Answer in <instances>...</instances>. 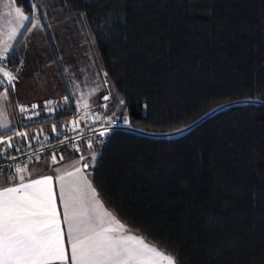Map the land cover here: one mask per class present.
<instances>
[{
    "label": "trees",
    "instance_id": "trees-1",
    "mask_svg": "<svg viewBox=\"0 0 264 264\" xmlns=\"http://www.w3.org/2000/svg\"><path fill=\"white\" fill-rule=\"evenodd\" d=\"M48 1L91 32L109 114L141 131L100 140L105 207L179 264H264V0ZM67 97L46 122L76 114Z\"/></svg>",
    "mask_w": 264,
    "mask_h": 264
},
{
    "label": "snow or ice",
    "instance_id": "snow-or-ice-1",
    "mask_svg": "<svg viewBox=\"0 0 264 264\" xmlns=\"http://www.w3.org/2000/svg\"><path fill=\"white\" fill-rule=\"evenodd\" d=\"M36 7L32 5L33 9ZM14 11L19 20L31 23L32 17L25 15L19 7ZM20 27L31 31L40 25L37 21L30 28L24 24ZM9 39L15 40V35L9 36ZM12 50V44H7L0 50V65H3L0 66V76L3 77L0 85L7 83L15 91L18 75L7 67ZM7 95L8 88L5 87L0 98H7ZM103 99L108 100L109 96H104ZM64 100L67 102L68 97H64ZM52 103L46 101L45 106L49 112L55 111L50 107ZM120 103L125 102L121 100ZM37 107L35 104L31 105L32 110ZM84 107L87 109V101L84 102ZM29 111L27 107L20 106L21 113ZM32 115L38 113L33 112ZM32 115L27 119H31ZM90 118L95 122L98 117ZM123 119L125 123L128 122L127 117ZM105 120L109 127L101 131L100 136L106 135L111 127L112 118ZM72 124V131H76L79 121H73ZM0 128L10 129V125L0 120ZM53 131H56L55 126ZM15 135L27 138L24 132H16ZM12 139V136L0 138V144L6 143L7 148H12ZM88 146L92 147L91 141H88ZM74 147L79 151L78 145ZM7 148L0 149V155H4ZM16 151L20 152L21 149L17 148ZM10 158L16 159L14 156ZM39 159L36 156V160ZM60 159L63 160V156ZM83 159L81 156L80 160ZM51 160L53 164L57 163L55 153ZM78 165L79 161L73 162L70 165L71 171L59 168L55 170L63 211L62 220L57 207V192L53 188V176H42L26 182L24 173L28 172L27 164L15 166L18 183L0 188V264H179L175 257L147 244L143 238L129 233L125 225L118 223L113 214L104 209L96 189L82 174L83 169L89 165ZM65 236L68 249L65 246Z\"/></svg>",
    "mask_w": 264,
    "mask_h": 264
},
{
    "label": "rangeland",
    "instance_id": "rangeland-1",
    "mask_svg": "<svg viewBox=\"0 0 264 264\" xmlns=\"http://www.w3.org/2000/svg\"><path fill=\"white\" fill-rule=\"evenodd\" d=\"M48 4V0H38L34 4L37 6L34 13L28 14L17 6L15 0H0V50L12 44L11 53H16L20 60L16 74L21 81V91L27 97L40 100L49 96H71L80 110L84 108L85 101L88 104L91 98L97 100L105 92H110L112 84L101 66L91 32L88 29L78 31L60 11L50 10ZM16 7L32 17L31 23L17 18ZM37 21L40 27L31 31L20 27L24 24L30 28ZM12 35H15V40L9 39ZM11 97L13 105L17 98L12 93ZM112 106L110 101L107 113L112 112ZM181 133L183 130L163 135ZM92 167L85 171L92 175Z\"/></svg>",
    "mask_w": 264,
    "mask_h": 264
},
{
    "label": "built area",
    "instance_id": "built-area-1",
    "mask_svg": "<svg viewBox=\"0 0 264 264\" xmlns=\"http://www.w3.org/2000/svg\"><path fill=\"white\" fill-rule=\"evenodd\" d=\"M3 66V65H0ZM7 67L12 70H16L17 66L13 61L9 59ZM3 77L0 76V79ZM7 87L8 91L11 92V88L5 83L4 85H0V93L3 92L4 88ZM104 96H109L108 100H104ZM12 98V97H11ZM110 92H105L99 98V102L96 107H99L96 115H92L91 113H87L86 116L83 114L80 118L75 119L73 121H79V127L76 131H72L73 124L69 126L56 128V131L49 135H43L36 137L33 140H28L23 142L20 145H15L12 148H7V151L4 155H0V171L4 172L5 177L8 182L14 183L17 179V174L15 172V166H23L28 161L33 160L36 156L50 155L53 153L56 155L60 154L65 148L76 150L74 145L79 146V151H83L85 146L88 145V141L93 142L97 138L100 140H105L107 136L116 129H125L132 131H139L137 128L131 126L128 122L120 120L119 118L109 114L106 112L107 104L111 101ZM46 101H52L53 103L50 105L51 108L55 109V111L49 112L46 108ZM64 98L59 96H54L46 99L42 104H37V108L32 110L31 105L33 103L28 102H18L17 100L13 101V112L15 119L20 127H23L27 124L31 123H40L46 120H53L56 116V112L62 109L65 104ZM36 105V104H35ZM106 105V107H104ZM20 106L27 107L30 111L21 113ZM38 113V115H32V113ZM29 115H32L31 119H27ZM95 116L98 117L95 122L92 121L90 117ZM111 117V127L110 130L104 136H100L99 133L104 131L105 128H108L109 125L106 123L105 118ZM61 141H66L65 143H61ZM29 143L31 147H29ZM21 149L20 152H17L16 149ZM6 149V148H5ZM16 157V159H11L10 157Z\"/></svg>",
    "mask_w": 264,
    "mask_h": 264
},
{
    "label": "crops",
    "instance_id": "crops-1",
    "mask_svg": "<svg viewBox=\"0 0 264 264\" xmlns=\"http://www.w3.org/2000/svg\"><path fill=\"white\" fill-rule=\"evenodd\" d=\"M19 69H20V60H19V65H18L17 69L14 71L15 74L17 73V71ZM20 82L21 81L18 78V80L15 81V91L11 90L13 96H15L17 98V100H19L20 102L32 103L30 101H33V104L37 105V104H42L46 99L51 97V96H49L47 98L45 97V99H40V100L36 99V98H30L29 96L27 97V95L21 91ZM98 100H99V98L97 100H93L91 98L88 102L87 109H85V107H84V108L79 110L76 106V108H75L76 114L73 115L71 118L64 120L62 122V124L58 127L55 125V123L50 122V121H47V122L44 121V122H40V123H31V124H27L23 127H20L18 125L16 119H15L13 107H12V102H11V94L8 91L7 98H0V114H2V115H0V120H3L4 123H8L10 125V129L0 128V138L6 139V136H12L13 139L11 140V143L13 146H15V145H20L25 141L33 140L34 138L39 137V136L52 134L53 133V126H55L56 128L69 126L73 120L80 118L85 113H91L92 115H96L98 110H99V107H96L98 104ZM16 132L26 133L27 138L16 136L15 135ZM100 142H101L100 139L97 138L96 140H94L92 142L91 148H89V146L86 145L83 151H76V150L65 148L66 150H63L60 154L56 155L57 163H55V164L52 163V160L50 157H48V155H44V154L40 157L39 160L33 159V160H30L31 162L26 163L28 166V172L24 173L26 182L31 180V179L40 178L42 176H48V175L53 176V178H54L53 179V188H54V191L57 192V207H58V210L61 212V220L63 219V211H62V206L60 204L58 186H57L56 181H55V176L57 174L55 170L59 168V169H66V170L71 171L72 169H71L70 165L76 161H79L78 166H82L83 164H88L89 167L94 166L96 163V160L98 158V155L100 153V149H101ZM5 148H7L6 143L0 144V149H5ZM93 154H95V160L94 161H93ZM44 156H46V157H44ZM61 156H63V160L60 159ZM81 156L84 157L83 160H80ZM88 168H86V169H88ZM86 169H83L82 174L86 177V179L89 181L91 186L94 188L93 183H92V175L90 173L86 172L85 171ZM16 183H18V180L14 183L8 182L6 177H5L4 172L0 171V188L13 186ZM99 199L101 200L100 196H99ZM101 202H102V200H101ZM102 204H103V202H102ZM103 207L106 211H108L109 213H112L108 208L105 207L104 204H103ZM113 216L115 217L114 214H113ZM115 220L118 223H122L116 217H115ZM62 227H63V224H62ZM126 229L129 233L143 238L142 236L136 234L135 232H132L129 228L126 227ZM143 240L147 244L155 246V245L151 244L150 242H148L145 238H143ZM65 246H66V249H68L66 236H65ZM159 250H161V249H159ZM162 252H164V251H162ZM69 264H70V262H69Z\"/></svg>",
    "mask_w": 264,
    "mask_h": 264
}]
</instances>
